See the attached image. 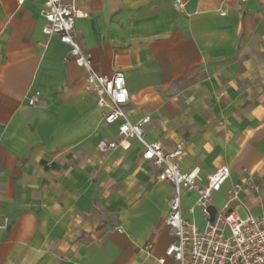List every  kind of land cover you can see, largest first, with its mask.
<instances>
[{"label": "crops", "instance_id": "1", "mask_svg": "<svg viewBox=\"0 0 264 264\" xmlns=\"http://www.w3.org/2000/svg\"><path fill=\"white\" fill-rule=\"evenodd\" d=\"M62 1L87 13L73 37L97 73H122L145 139L180 147L201 185L229 169L211 210L239 184L232 211L263 216L264 0ZM43 2L0 0V264H158L172 187L135 139L96 150L121 121L104 122L70 48L42 34ZM196 200L183 195L182 216L203 229Z\"/></svg>", "mask_w": 264, "mask_h": 264}, {"label": "built area", "instance_id": "2", "mask_svg": "<svg viewBox=\"0 0 264 264\" xmlns=\"http://www.w3.org/2000/svg\"><path fill=\"white\" fill-rule=\"evenodd\" d=\"M22 5L25 0H15ZM179 8V4H175ZM220 15H225L221 13ZM41 17L44 25L41 32L45 36H57L59 41L70 48L74 64L86 74V84L94 96L96 105L103 111L105 123L111 125L121 121L117 127V141L100 140L96 150L101 154L118 147L129 148L126 143L135 139L142 145L141 158L151 163L155 170V180L171 185L172 193L167 202L165 225L174 241L167 246L158 264L171 258L175 264H264V215L258 218L240 217L235 214L229 201L235 199L245 189L234 184L228 191V201L219 210H211V194L219 192L229 177V169L220 167L206 176V182H199V169L183 172L176 159L182 154L180 147L166 152L158 143L145 139L143 127L149 122L148 116L131 123L124 109L129 100L122 73L112 76L97 73L90 56L83 52L73 37L75 20L86 18L87 13L76 9L62 0H44ZM36 98L29 100L33 105ZM186 192H195V206L206 219L203 229L188 222L182 216L181 200ZM193 213V208L188 210ZM121 233V229H117Z\"/></svg>", "mask_w": 264, "mask_h": 264}, {"label": "rangeland", "instance_id": "3", "mask_svg": "<svg viewBox=\"0 0 264 264\" xmlns=\"http://www.w3.org/2000/svg\"><path fill=\"white\" fill-rule=\"evenodd\" d=\"M242 217V216H241Z\"/></svg>", "mask_w": 264, "mask_h": 264}]
</instances>
